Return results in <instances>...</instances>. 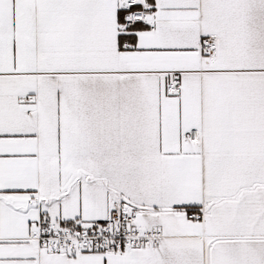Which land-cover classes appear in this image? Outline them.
<instances>
[{"label":"snow or ice","instance_id":"snow-or-ice-1","mask_svg":"<svg viewBox=\"0 0 264 264\" xmlns=\"http://www.w3.org/2000/svg\"><path fill=\"white\" fill-rule=\"evenodd\" d=\"M0 264H264V0H0Z\"/></svg>","mask_w":264,"mask_h":264}]
</instances>
